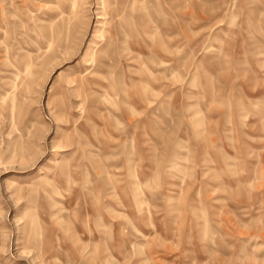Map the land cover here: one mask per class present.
I'll list each match as a JSON object with an SVG mask.
<instances>
[{"label": "rangeland", "instance_id": "1", "mask_svg": "<svg viewBox=\"0 0 264 264\" xmlns=\"http://www.w3.org/2000/svg\"><path fill=\"white\" fill-rule=\"evenodd\" d=\"M75 1L0 0V264H264V0Z\"/></svg>", "mask_w": 264, "mask_h": 264}, {"label": "bare ground", "instance_id": "2", "mask_svg": "<svg viewBox=\"0 0 264 264\" xmlns=\"http://www.w3.org/2000/svg\"><path fill=\"white\" fill-rule=\"evenodd\" d=\"M104 2V1H103ZM74 4H76L75 0H70V5L73 7ZM123 9V8H122ZM121 10H117L115 7H111L108 10L104 12L106 16H101V22H100V27L98 29V32L103 38L101 42H95L93 41L90 46H88V49L86 50L87 54H90V61H88L89 65L85 67V72L83 74H87L88 76L90 75L93 78H99L101 75L103 76V73H105V70L109 71L106 67L112 59H121L124 57L127 61H141V57L143 55L142 49L143 46L147 48V55L149 58H151V50L153 46V36L152 32L155 30L153 24L149 23L150 21L147 22L146 28H149L145 31L146 37L144 39H140V41H146V44L143 45L142 42L137 41V36H141V31H142V26L140 24L136 25L135 20L132 16V11H134L132 8H127V12L125 13V23L121 22V17H123V13L120 12ZM102 14V12H101ZM163 13H159L158 20L159 22H164L163 20ZM147 16L150 18L153 16V11L150 9V13L147 14ZM133 18V19H132ZM146 20V19H145ZM122 24L125 25V30H127V33L129 34V37H132V42L134 44L130 45L132 42L129 39V37L121 34V32L124 31ZM142 43V44H141ZM133 47L129 48V47ZM137 48V50H135ZM149 50V51H148ZM146 55V54H145ZM88 60V59H87ZM87 63V64H88ZM129 63V62H128ZM125 69H119L118 73L116 76H120L121 73L124 74ZM147 70V69H146ZM135 74H143L144 72L150 73L148 71H142V68H138L136 66L134 70H132ZM108 73V72H107ZM83 76V75H82ZM80 78V81H83V77H76ZM76 81L78 79H75ZM133 83V82H132ZM8 99H9V95ZM55 162V161H54ZM61 168V171L64 172L66 170V166L64 164L58 166ZM65 173V172H64ZM116 177V176H115ZM12 185H16L17 181L12 180L10 182ZM120 245V244H117ZM120 252V249H118Z\"/></svg>", "mask_w": 264, "mask_h": 264}]
</instances>
